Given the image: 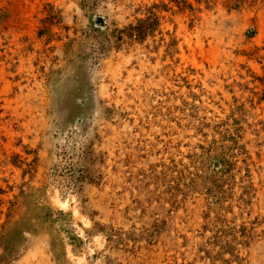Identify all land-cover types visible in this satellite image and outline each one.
Wrapping results in <instances>:
<instances>
[{"label":"rangeland","instance_id":"rangeland-1","mask_svg":"<svg viewBox=\"0 0 264 264\" xmlns=\"http://www.w3.org/2000/svg\"><path fill=\"white\" fill-rule=\"evenodd\" d=\"M0 264H264V0H0Z\"/></svg>","mask_w":264,"mask_h":264},{"label":"bare ground","instance_id":"bare-ground-1","mask_svg":"<svg viewBox=\"0 0 264 264\" xmlns=\"http://www.w3.org/2000/svg\"><path fill=\"white\" fill-rule=\"evenodd\" d=\"M202 47V46H201ZM59 205H62L61 203H59ZM255 233V232H254Z\"/></svg>","mask_w":264,"mask_h":264}]
</instances>
